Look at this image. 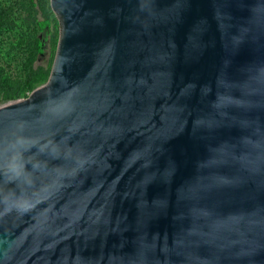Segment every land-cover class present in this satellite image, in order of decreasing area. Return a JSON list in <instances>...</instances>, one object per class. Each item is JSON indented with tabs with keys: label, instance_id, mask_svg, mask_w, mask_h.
Segmentation results:
<instances>
[{
	"label": "water",
	"instance_id": "95a60500",
	"mask_svg": "<svg viewBox=\"0 0 264 264\" xmlns=\"http://www.w3.org/2000/svg\"><path fill=\"white\" fill-rule=\"evenodd\" d=\"M49 1L50 74L0 141L86 163L0 217V264H264V0Z\"/></svg>",
	"mask_w": 264,
	"mask_h": 264
},
{
	"label": "clouds",
	"instance_id": "9594fccd",
	"mask_svg": "<svg viewBox=\"0 0 264 264\" xmlns=\"http://www.w3.org/2000/svg\"><path fill=\"white\" fill-rule=\"evenodd\" d=\"M16 127V133L0 141V217L31 213L86 163L75 147L26 135L22 123ZM52 161L58 166L50 167Z\"/></svg>",
	"mask_w": 264,
	"mask_h": 264
},
{
	"label": "trees",
	"instance_id": "16d2710c",
	"mask_svg": "<svg viewBox=\"0 0 264 264\" xmlns=\"http://www.w3.org/2000/svg\"><path fill=\"white\" fill-rule=\"evenodd\" d=\"M38 13L43 15L42 18L37 16ZM54 15L49 0L0 1V36L16 29V20L19 18L25 26V29L20 28L18 41L22 50V73L12 76L0 64V104L27 97L47 81L51 66L37 64V61L45 52V40L51 33L52 17L57 24Z\"/></svg>",
	"mask_w": 264,
	"mask_h": 264
},
{
	"label": "rangeland",
	"instance_id": "374dc122",
	"mask_svg": "<svg viewBox=\"0 0 264 264\" xmlns=\"http://www.w3.org/2000/svg\"><path fill=\"white\" fill-rule=\"evenodd\" d=\"M0 1L5 2L9 0ZM37 16L42 18L43 15L38 13ZM53 18L54 17H52L51 20V33L45 40V52L40 56L37 64L52 66L57 46L56 42L59 37V23L57 20L56 24ZM16 23V29L8 30L0 36V64L3 65L12 76H18L22 73V50L18 41L21 36L20 28L25 29V26L21 22L20 18L16 20ZM39 35L43 36L42 33H39Z\"/></svg>",
	"mask_w": 264,
	"mask_h": 264
}]
</instances>
